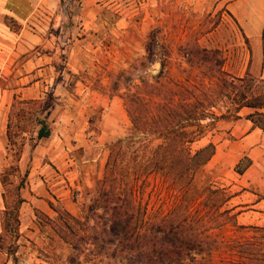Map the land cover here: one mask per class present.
Masks as SVG:
<instances>
[{"label": "rangeland", "instance_id": "obj_1", "mask_svg": "<svg viewBox=\"0 0 264 264\" xmlns=\"http://www.w3.org/2000/svg\"><path fill=\"white\" fill-rule=\"evenodd\" d=\"M23 11L27 15L23 14L21 25L3 11L0 23L14 32L25 30L15 64H27L39 83L17 98L38 102L16 103L14 112L49 107L48 115L46 109L38 115H47L52 134L34 146L30 137L36 136L38 127L28 115L23 118L26 132L17 135L13 125L9 139L7 124L0 118V264H73L69 262L73 247L48 222L56 214L47 201L59 202L80 218L89 213L104 176L108 144L132 131L124 94L147 80L178 90L181 86L204 99L208 87H220L223 75L213 61L199 59L202 53L194 55L203 48L219 50L215 58L223 61L221 69L228 79L248 74L257 79L251 70L254 43L245 41L242 27L223 0H38ZM13 78L3 73L0 94ZM257 85L262 90L263 85ZM214 105L219 114L232 101L216 99ZM209 121H203V136L190 148L195 152L213 142L216 153L197 169L194 186L199 191L212 186L234 194L221 210L232 208L231 214L238 213L236 224L222 223L225 216L215 211L212 199L203 192L195 194L190 208L205 215L209 235L216 239L205 264H234L244 260L240 243L264 239L258 229L264 226V201L255 205L264 200V139L259 138L264 135L259 131L247 143L243 141L247 132L238 136L243 122ZM21 136L26 137L23 147ZM245 155L253 163L239 174L235 165ZM139 196L148 215L161 216L183 195L165 175L153 173ZM20 197L25 201L19 206V222L14 215L10 220L16 231L5 229L4 211L15 207Z\"/></svg>", "mask_w": 264, "mask_h": 264}, {"label": "trees", "instance_id": "obj_2", "mask_svg": "<svg viewBox=\"0 0 264 264\" xmlns=\"http://www.w3.org/2000/svg\"><path fill=\"white\" fill-rule=\"evenodd\" d=\"M6 1L4 9L10 11V18L21 25L27 15L23 9L32 7L31 3L28 0ZM244 38L249 41L245 34ZM218 52L217 49L207 51L204 48L194 52V55L202 53L200 60L213 61L217 73L223 75L220 87H208L203 93L204 99L192 95L190 89L180 86L178 90L166 84L157 86L147 80H142V86H137L135 91L128 90L124 94L132 131L127 137L108 144L104 176L84 218L75 216L59 202L47 201L56 214L55 219L48 218V222L74 249L69 255L70 263L205 264V255L215 247L216 239L209 235L210 227L205 215L190 208L198 192L212 199L215 211L225 216L222 223L236 224L238 213L231 214L232 208L221 210L234 194H228L224 188L207 186L199 191L194 186L195 172L216 153L215 143L209 142L195 152L190 145L203 136L204 120L209 119L210 124L219 120H238L243 118L240 111L244 107L254 109L244 116L252 122V128H260L264 132V78L255 79L248 74L228 79L221 69L223 61L215 58ZM205 53L210 57H204ZM259 83L263 85L262 90L257 85ZM175 96H178V101H175ZM222 98L230 99L232 106L218 114L213 111L214 102ZM37 102V99L19 100L14 97L7 124L9 139L13 137V125L19 132L17 135L26 132L23 118L28 115L38 127L36 136L30 137L34 146L51 136L52 128L47 119L49 107L32 110L22 107L14 112L16 103ZM45 109L47 115L39 117L38 112ZM25 142L26 137L21 136L20 147ZM252 163V158L245 155L236 163L235 171L243 174ZM153 173L165 175L183 195L178 205L161 216L148 215L139 196L145 179ZM24 201L20 197L15 207L6 208L5 229L16 231L10 220L14 215L18 224L19 206ZM92 220L93 223L90 222ZM258 229L264 238V226ZM239 246L244 260L234 264H264V239L258 242L246 240Z\"/></svg>", "mask_w": 264, "mask_h": 264}, {"label": "crops", "instance_id": "obj_3", "mask_svg": "<svg viewBox=\"0 0 264 264\" xmlns=\"http://www.w3.org/2000/svg\"><path fill=\"white\" fill-rule=\"evenodd\" d=\"M5 1L0 0V12L3 11L5 14L12 15L10 11L4 9ZM28 1L32 6H35V2H38V0ZM223 1L226 2L227 12L237 19L244 34L254 43L253 52L250 55L252 58V72L264 78V0ZM23 31L25 30L21 29L20 32H14L7 24L0 23V64L3 61V65H0V76L2 77L3 73H9L10 75L13 74L14 77L13 83L7 85L3 90L4 93L0 94V118L4 117L6 124H8V112L14 97L19 98L21 93L26 96L27 92L39 83L38 80L33 79V74L29 73L27 64L21 66H19L20 63L15 64L18 56H20V46L24 45L22 43L24 41L22 38ZM29 78L31 79L29 80ZM252 111V108L244 107L240 114L243 116V113L248 114ZM239 122H243L244 128L238 133V136L247 132L243 137V141L247 143L251 140L252 135L257 134L259 131L263 132L260 128H252V122L245 117L238 119L237 123ZM259 138L264 139L261 135H259ZM262 201L264 200L256 201L255 205L261 204Z\"/></svg>", "mask_w": 264, "mask_h": 264}]
</instances>
